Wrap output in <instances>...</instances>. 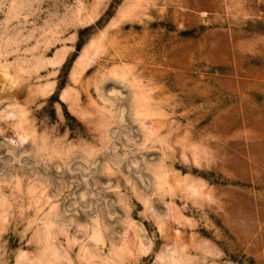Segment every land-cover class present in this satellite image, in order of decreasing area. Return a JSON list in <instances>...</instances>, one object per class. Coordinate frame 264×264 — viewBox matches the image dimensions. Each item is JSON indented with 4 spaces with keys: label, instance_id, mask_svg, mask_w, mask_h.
Returning <instances> with one entry per match:
<instances>
[{
    "label": "rangeland",
    "instance_id": "rangeland-1",
    "mask_svg": "<svg viewBox=\"0 0 264 264\" xmlns=\"http://www.w3.org/2000/svg\"><path fill=\"white\" fill-rule=\"evenodd\" d=\"M0 264H264V0H0Z\"/></svg>",
    "mask_w": 264,
    "mask_h": 264
}]
</instances>
